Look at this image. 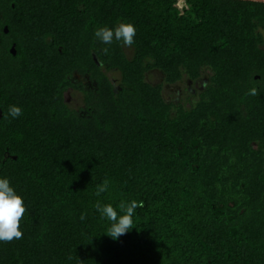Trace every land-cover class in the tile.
I'll use <instances>...</instances> for the list:
<instances>
[{
	"label": "trees",
	"instance_id": "trees-1",
	"mask_svg": "<svg viewBox=\"0 0 264 264\" xmlns=\"http://www.w3.org/2000/svg\"><path fill=\"white\" fill-rule=\"evenodd\" d=\"M179 1L0 0V177L25 207L0 264H264V1ZM207 73L194 105L164 97ZM132 200L114 242L96 205Z\"/></svg>",
	"mask_w": 264,
	"mask_h": 264
},
{
	"label": "clouds",
	"instance_id": "clouds-1",
	"mask_svg": "<svg viewBox=\"0 0 264 264\" xmlns=\"http://www.w3.org/2000/svg\"><path fill=\"white\" fill-rule=\"evenodd\" d=\"M113 30L101 28L95 32V36L102 42L110 43L113 39ZM135 27L131 24H121L115 29V38L122 40L125 45L134 43ZM255 88L250 89L249 95H256ZM8 115L13 119L21 115V108L15 105L9 107ZM107 182L98 186V192L107 191ZM124 215L118 216L117 211L110 204L101 206L96 205L97 211L112 222L109 229L110 237L114 242L119 241L120 237L130 233L133 228V217L137 208H142L143 203L132 200L127 204L121 203L118 206ZM25 213L23 198L16 194L10 181L7 178L0 177V242L11 241L13 238L20 239V221ZM83 219V217H81Z\"/></svg>",
	"mask_w": 264,
	"mask_h": 264
},
{
	"label": "rangeland",
	"instance_id": "rangeland-1",
	"mask_svg": "<svg viewBox=\"0 0 264 264\" xmlns=\"http://www.w3.org/2000/svg\"><path fill=\"white\" fill-rule=\"evenodd\" d=\"M258 1H264V0H258ZM177 7L183 11L186 7L185 1L180 0L177 4ZM264 49V47H263ZM131 53H129L130 55ZM76 77L79 79V81H82L85 85L88 87H91L90 83L87 82L85 79L80 78L78 75ZM110 78L114 80H118L120 78V75L118 73H112L109 75ZM161 75L153 74L148 76V81L152 85L160 84L161 81ZM204 81H207L209 79V74L207 73L202 78ZM117 82V81H115ZM203 89H198L195 87L194 84L189 83V80H184L183 82L173 85L170 87L164 88V97L167 99V101L174 102L177 105H183L185 107H189L194 105L199 100V94ZM66 101L68 105L73 109H79L83 105V95L80 91L75 90H69L66 95Z\"/></svg>",
	"mask_w": 264,
	"mask_h": 264
},
{
	"label": "flooded vegetation",
	"instance_id": "flooded-vegetation-1",
	"mask_svg": "<svg viewBox=\"0 0 264 264\" xmlns=\"http://www.w3.org/2000/svg\"><path fill=\"white\" fill-rule=\"evenodd\" d=\"M111 74H112V73H111ZM153 74H158V75H160V73H159V72H156V71H153V72L149 73L148 75H153ZM109 75H110V74H109ZM207 81H208V80H207ZM207 81H204L203 79H200V80L195 81V82L189 81V83L194 84L195 87L198 88V89H204V85H205V83H206ZM162 82H163V79L161 78L160 83H162ZM177 84H179V83H177ZM177 84H176V85H177ZM166 87H170V85H164V88H166ZM169 102H170V101H169Z\"/></svg>",
	"mask_w": 264,
	"mask_h": 264
},
{
	"label": "water",
	"instance_id": "water-1",
	"mask_svg": "<svg viewBox=\"0 0 264 264\" xmlns=\"http://www.w3.org/2000/svg\"><path fill=\"white\" fill-rule=\"evenodd\" d=\"M6 32H8L7 28L5 29ZM12 54L15 55V48L13 47V49L11 50ZM2 117V113L0 111V119Z\"/></svg>",
	"mask_w": 264,
	"mask_h": 264
}]
</instances>
